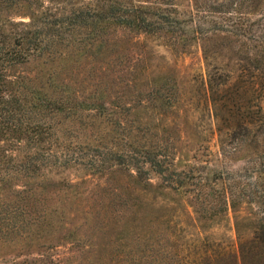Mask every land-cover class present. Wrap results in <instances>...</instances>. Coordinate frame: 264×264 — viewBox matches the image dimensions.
Wrapping results in <instances>:
<instances>
[{"label":"rangeland","instance_id":"1","mask_svg":"<svg viewBox=\"0 0 264 264\" xmlns=\"http://www.w3.org/2000/svg\"><path fill=\"white\" fill-rule=\"evenodd\" d=\"M217 1L227 7L228 0ZM193 3L0 0L10 42L30 19L45 36L61 38L39 55L28 51L9 73L22 76L28 92L61 97L52 150L77 158L15 177L13 161L32 150L15 140L9 120L0 142V264H231L229 254L264 217V99L233 84L240 61L231 36L194 35L210 25L198 22ZM108 4L140 6L175 32L136 33L91 20L92 9ZM79 12L90 15L85 24L70 25ZM204 49L212 50L206 61ZM208 77L216 83L208 85ZM148 144L170 153L183 185L164 187L150 169L145 184L120 168L122 154ZM91 154L102 170L88 167ZM222 186L240 195L219 216L211 187Z\"/></svg>","mask_w":264,"mask_h":264},{"label":"trees","instance_id":"2","mask_svg":"<svg viewBox=\"0 0 264 264\" xmlns=\"http://www.w3.org/2000/svg\"><path fill=\"white\" fill-rule=\"evenodd\" d=\"M226 5V8H222V2L217 0L213 2L194 0V15L198 22L208 23L210 29L198 26L197 29H192V32L194 35L204 38H208L209 33L214 34L217 31L225 32L226 38L231 36L233 38L231 42L238 46L237 52L240 61L237 80L233 84L241 89L242 94L254 90V88L257 89L258 98L261 101L264 99V0H228ZM241 8L244 11H240ZM214 12H223L226 16L219 17L220 20L217 21L210 18ZM231 12L235 15H231ZM91 13V20L121 25L136 33L175 32L169 21L151 22L145 14L147 12L133 4H108L105 7L92 9ZM252 13L255 14L254 18L249 17ZM89 16L87 13L79 12L73 17L69 16L68 23L75 24L77 20L78 24H85ZM20 25L26 27V30L18 29L19 31L15 32L16 34L10 42L4 35V24L0 23V142H5L7 123L11 120L12 128L17 132L15 140L23 141L26 147L32 150L24 153L15 162L13 161L11 170L15 177L33 178L34 173L42 165L66 166L70 162H75L77 158L70 153H63L62 150L60 154L52 150L58 139L56 134L58 129L55 128L54 117L60 108L61 97H46L37 90L28 92L23 77L19 74L9 73L15 65L26 60L28 51L39 55L42 51L50 49L51 46L53 49L54 45L60 43L61 38L57 33L45 36L38 26H34L31 19L21 22ZM100 30L101 27L92 32V35H100L98 33ZM90 34L91 32L85 33L87 38ZM28 44H30L29 47ZM206 51L212 50H203L205 61L209 57ZM95 52L96 54L100 53L97 48ZM206 83L210 85L216 82L214 78L208 77ZM65 108H69V106H65ZM2 156L0 155V162ZM121 156H124V162L122 161L120 168L125 169L129 174L134 172V177L145 184L148 183L147 174L150 169L160 175L164 181V187L177 188L183 185L184 180L180 176L181 173L171 169L170 153L164 148H155L148 144L141 151L127 152ZM86 163L92 170H102L101 160L95 154H91ZM9 176L7 174V177ZM211 189L216 193L214 215L220 216L222 212L226 211L227 204L233 206L240 195V190L235 191L234 188L222 186L219 189L212 187ZM28 190L22 191L20 199H25L24 193ZM251 230V236L248 239L239 240L238 247L229 254L231 264H264V217L255 218ZM245 247L246 250L243 251Z\"/></svg>","mask_w":264,"mask_h":264}]
</instances>
